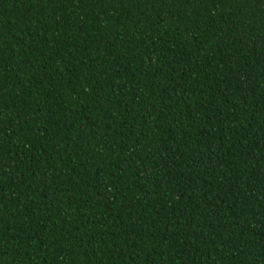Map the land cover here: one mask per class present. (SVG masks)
<instances>
[{
  "label": "trees",
  "instance_id": "obj_1",
  "mask_svg": "<svg viewBox=\"0 0 264 264\" xmlns=\"http://www.w3.org/2000/svg\"><path fill=\"white\" fill-rule=\"evenodd\" d=\"M0 264H264V0H0Z\"/></svg>",
  "mask_w": 264,
  "mask_h": 264
}]
</instances>
